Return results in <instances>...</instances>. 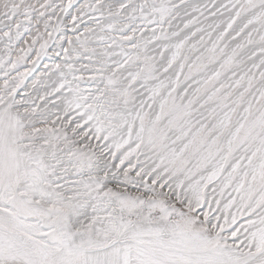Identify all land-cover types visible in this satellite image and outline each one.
<instances>
[{
	"label": "snow or ice",
	"instance_id": "6c2138e0",
	"mask_svg": "<svg viewBox=\"0 0 264 264\" xmlns=\"http://www.w3.org/2000/svg\"><path fill=\"white\" fill-rule=\"evenodd\" d=\"M0 264H264V0H0Z\"/></svg>",
	"mask_w": 264,
	"mask_h": 264
}]
</instances>
